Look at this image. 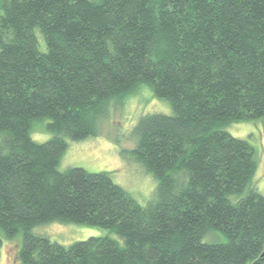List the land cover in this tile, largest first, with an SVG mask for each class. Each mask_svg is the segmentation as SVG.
<instances>
[{
  "label": "trees",
  "instance_id": "obj_1",
  "mask_svg": "<svg viewBox=\"0 0 264 264\" xmlns=\"http://www.w3.org/2000/svg\"><path fill=\"white\" fill-rule=\"evenodd\" d=\"M1 9L0 256L2 234L22 233L20 264H264L255 147L226 129L264 117V0ZM142 86L173 108L142 116L128 152L157 181L146 204L108 172L58 168L67 139L97 135L108 104ZM38 119L49 120L45 142L32 136ZM51 222L117 238L65 245L34 232ZM216 232L226 239L205 240Z\"/></svg>",
  "mask_w": 264,
  "mask_h": 264
},
{
  "label": "rangeland",
  "instance_id": "obj_2",
  "mask_svg": "<svg viewBox=\"0 0 264 264\" xmlns=\"http://www.w3.org/2000/svg\"><path fill=\"white\" fill-rule=\"evenodd\" d=\"M1 2L2 0L0 15ZM38 34L43 41L41 33ZM103 113L97 135L83 140L67 139L68 146L61 156L58 168L64 171L78 166L90 172H108L138 202L146 204L157 186V181L128 152L138 145L137 125L140 118L148 113L172 114V105L170 101L156 97L151 87L142 86L122 98L112 100ZM48 122V119L34 122V140L45 142L51 138V133L46 129ZM226 129L232 135L248 140L255 147L257 167L251 186H255L264 195V117L233 122ZM34 232L65 245L91 236L110 234L117 238L115 232L109 229L69 222L43 224L34 228ZM2 238L4 243L0 264H20L18 254L23 240L22 233H17L12 238L2 234ZM225 239L219 232L205 238L206 241Z\"/></svg>",
  "mask_w": 264,
  "mask_h": 264
}]
</instances>
